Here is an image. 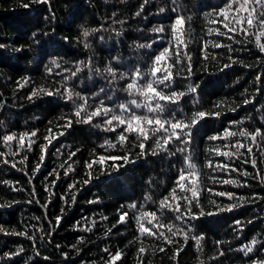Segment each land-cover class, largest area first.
Returning a JSON list of instances; mask_svg holds the SVG:
<instances>
[{
    "label": "trees",
    "instance_id": "obj_1",
    "mask_svg": "<svg viewBox=\"0 0 264 264\" xmlns=\"http://www.w3.org/2000/svg\"><path fill=\"white\" fill-rule=\"evenodd\" d=\"M0 264H264V0H0Z\"/></svg>",
    "mask_w": 264,
    "mask_h": 264
},
{
    "label": "snow or ice",
    "instance_id": "obj_2",
    "mask_svg": "<svg viewBox=\"0 0 264 264\" xmlns=\"http://www.w3.org/2000/svg\"><path fill=\"white\" fill-rule=\"evenodd\" d=\"M34 2H44V0H34ZM25 7H27L28 5H24ZM177 24L182 23V18H178L176 20ZM248 24L251 25L252 24V20L249 19L248 20ZM232 29H230L231 31ZM158 31H163V29H159ZM88 32L85 31L83 33V35L85 37L88 36ZM162 59L161 56H156L155 57V61H154V66L153 68L150 70L149 75L151 77V79H145V74L142 73L140 71L139 68H136L133 72L128 73V74H120L119 75V79H125L126 76H130V82L126 84L124 91H126L128 93V95H139V96H143L144 97V102L143 103H138L136 99H133L130 101V105H135L136 108H146L148 110V112L150 113H154L155 115L151 118L147 117V116H140V115H136L135 112L132 110V108L130 107L129 104H121L118 106V111L121 113L120 115H116L113 114L109 117V114L113 111L111 108L105 107L104 106V102L103 100L100 101V106L96 107L92 112L87 113V120L91 121V119L93 117L96 116H105V117H109L108 119H106L104 121V123L106 125H112L113 121H117L119 125H124L127 124V128L124 129L125 132H139L140 135L144 136V138L146 139V135L143 132L142 128H133V122H143L146 121L148 125H152L153 123L157 126H159L160 128H163L165 124L169 125V127L173 130L175 129H180L181 132H183V130L185 128H188L189 125L188 124H184L182 121H178L175 120V117H173L171 120L165 118V119H161L160 117V113H163L165 111L164 106L160 103L161 101H168L171 103H176L177 102V98L179 96H182L183 93L180 92H175L172 91L170 93L165 94L164 89L165 88H171L172 86V75L171 73H165L162 76L157 77V73L160 72V69L158 67H155V64H158L160 62V60ZM104 73L107 74L108 77H110L112 80H115L117 78V71L112 68L111 66H106L104 68ZM72 75H75V72L72 73ZM141 81H143V83H141ZM161 86H163V88H161ZM160 89L159 91L157 89ZM191 91H195V88H191ZM100 92H104V89L101 88ZM49 95H51L52 93L49 92ZM33 95H35V93H33ZM79 95V94H77ZM97 96H99V92L96 93ZM68 99H72V94L71 92H69L68 95ZM153 101H155V103H153ZM84 103L86 104V101H84ZM83 110L82 106L78 105L77 111L75 113L76 116H80L81 115V111ZM124 112H130L131 115L128 117H124L122 115V113ZM205 113L204 112H199L197 115L193 116L190 119V124L191 125H195V123L197 122L198 118H202L205 117ZM175 121V122H174ZM108 130H115L114 128H109ZM155 131V130H154ZM165 131H167V129H165ZM33 135H35V133H33ZM172 135L175 136L177 139H179V135L173 131ZM171 138V137H169ZM7 140H12L13 137L11 135L6 137ZM126 139V136L122 133L119 136V140L120 141H124ZM22 140V138H21ZM158 147H160L161 145H157ZM141 147H143V144H141ZM250 151V150H249ZM105 159V157L101 156L100 160L103 161ZM110 159L112 160H116L119 159V157H110ZM124 159L126 160L127 157H124ZM180 179H184L183 174L180 175L179 177ZM176 211H179V207H177ZM151 235H155V233H150ZM161 235H163L161 233ZM253 243H255V241H253ZM141 251H143V249H141ZM247 252H251L252 248L248 247L246 248Z\"/></svg>",
    "mask_w": 264,
    "mask_h": 264
},
{
    "label": "bare ground",
    "instance_id": "obj_3",
    "mask_svg": "<svg viewBox=\"0 0 264 264\" xmlns=\"http://www.w3.org/2000/svg\"><path fill=\"white\" fill-rule=\"evenodd\" d=\"M237 102V101H236Z\"/></svg>",
    "mask_w": 264,
    "mask_h": 264
}]
</instances>
